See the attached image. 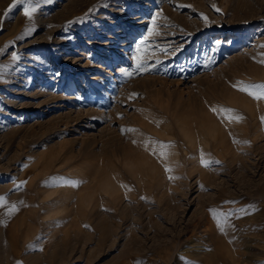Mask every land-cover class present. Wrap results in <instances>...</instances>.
Returning <instances> with one entry per match:
<instances>
[{
	"label": "rangeland",
	"instance_id": "1",
	"mask_svg": "<svg viewBox=\"0 0 264 264\" xmlns=\"http://www.w3.org/2000/svg\"><path fill=\"white\" fill-rule=\"evenodd\" d=\"M262 85L264 0H0V264H264Z\"/></svg>",
	"mask_w": 264,
	"mask_h": 264
},
{
	"label": "snow or ice",
	"instance_id": "2",
	"mask_svg": "<svg viewBox=\"0 0 264 264\" xmlns=\"http://www.w3.org/2000/svg\"><path fill=\"white\" fill-rule=\"evenodd\" d=\"M219 11V9H217ZM24 14L26 16H31V10H29L28 8H25L24 10ZM127 74V73H126ZM262 89H264V85L260 86ZM262 95H264V92L261 93ZM203 163V160L201 161ZM23 183V182H22ZM18 264H22V262H18Z\"/></svg>",
	"mask_w": 264,
	"mask_h": 264
},
{
	"label": "bare ground",
	"instance_id": "3",
	"mask_svg": "<svg viewBox=\"0 0 264 264\" xmlns=\"http://www.w3.org/2000/svg\"><path fill=\"white\" fill-rule=\"evenodd\" d=\"M91 97H93V95H91Z\"/></svg>",
	"mask_w": 264,
	"mask_h": 264
}]
</instances>
